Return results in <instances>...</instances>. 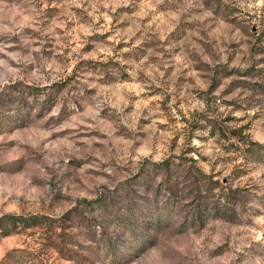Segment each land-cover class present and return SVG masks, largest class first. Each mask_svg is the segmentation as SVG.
Segmentation results:
<instances>
[{
  "label": "rangeland",
  "instance_id": "rangeland-1",
  "mask_svg": "<svg viewBox=\"0 0 264 264\" xmlns=\"http://www.w3.org/2000/svg\"><path fill=\"white\" fill-rule=\"evenodd\" d=\"M0 264H264V0H0Z\"/></svg>",
  "mask_w": 264,
  "mask_h": 264
},
{
  "label": "trees",
  "instance_id": "trees-1",
  "mask_svg": "<svg viewBox=\"0 0 264 264\" xmlns=\"http://www.w3.org/2000/svg\"><path fill=\"white\" fill-rule=\"evenodd\" d=\"M12 227L25 228L35 226L45 218V213L31 211V212H10L3 215ZM22 249H27L23 248ZM29 251V250H27Z\"/></svg>",
  "mask_w": 264,
  "mask_h": 264
}]
</instances>
